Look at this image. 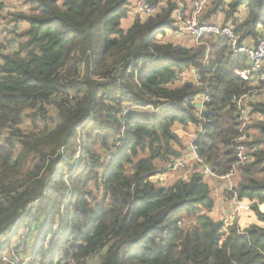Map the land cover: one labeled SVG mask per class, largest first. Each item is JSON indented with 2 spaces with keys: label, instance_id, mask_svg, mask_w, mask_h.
<instances>
[{
  "label": "trees",
  "instance_id": "1",
  "mask_svg": "<svg viewBox=\"0 0 264 264\" xmlns=\"http://www.w3.org/2000/svg\"><path fill=\"white\" fill-rule=\"evenodd\" d=\"M131 1L21 0L0 16V28L15 27L7 47L0 36V251L28 223L22 251L41 229L28 264H264V95L250 101L245 127L234 101L254 87L236 73L247 58L226 38L160 42L172 2L124 30ZM219 13L245 38L264 35V0H210L206 19ZM190 67L202 86L178 83ZM201 92L211 101L198 115ZM178 125L191 138L205 130L199 158L217 175L235 171L224 194L252 203L261 225L214 220L198 162L189 180L154 179L167 167L158 162L184 157ZM243 135L258 147L244 164L235 151Z\"/></svg>",
  "mask_w": 264,
  "mask_h": 264
},
{
  "label": "built area",
  "instance_id": "2",
  "mask_svg": "<svg viewBox=\"0 0 264 264\" xmlns=\"http://www.w3.org/2000/svg\"><path fill=\"white\" fill-rule=\"evenodd\" d=\"M177 3V7L174 9L172 17L173 24L171 27L166 29V33H172L182 39H192L194 44L202 45L207 44L206 39L210 36L215 38H226L228 39L230 52L235 55H243L247 58L248 67L244 69H237L236 73L239 74L244 80L250 81L254 86L253 89L241 96H235L234 101L236 102L240 119L245 127L252 118L251 104L250 101L259 99L264 95V35L258 40L248 39L243 37V33L238 30L237 25L233 22L217 23L212 20H208L205 17L207 10L208 0H132L130 2L131 12H135L137 16L143 19L155 16L162 11L169 3ZM7 1L0 0V16L7 12ZM1 19V18H0ZM15 29L14 24L9 23L8 25L3 24L0 28V36L4 38V45L7 47L9 40L8 30L13 31ZM163 33L159 34L162 36ZM164 35V34H163ZM6 37V38H5ZM184 81H192L198 86L204 84L202 74L199 69L190 67L182 70L178 74V83ZM211 101V96L207 92H201L196 96V103L200 112L198 115H202L206 111V104ZM175 107L170 103L163 104V107ZM151 110L156 114H159L162 110V106L158 108H152ZM242 127V128H243ZM205 130L200 128L192 138L190 143L189 154L185 155L182 159L172 161L169 166L178 167L183 166L189 161H195L202 164L201 171L205 176L214 174L212 169L205 164L201 158H199L197 151L198 147L195 142L200 134H204ZM248 140L246 135L239 137L235 144L236 158L239 163H247L252 160V153L258 150L257 146H249L245 141ZM234 170L226 175H217L223 179H230L234 175ZM232 187H230V190ZM234 192L231 196H224V200L230 203V209L227 212L228 217L224 219L225 226L228 227L233 224L237 219V214L241 210H249L252 203L240 202ZM6 250V249H5ZM4 250L0 251V261L3 264H28L31 260V254L26 256V259L30 260L21 262H11L8 256L4 255Z\"/></svg>",
  "mask_w": 264,
  "mask_h": 264
},
{
  "label": "rangeland",
  "instance_id": "3",
  "mask_svg": "<svg viewBox=\"0 0 264 264\" xmlns=\"http://www.w3.org/2000/svg\"><path fill=\"white\" fill-rule=\"evenodd\" d=\"M6 1H8V0H6ZM10 3L12 5L20 4V3L22 4L21 0H11ZM175 4L177 6V3H175ZM133 14L134 15L127 16L126 18H124L122 20V28L124 30H127L132 25L135 18L137 17L134 10H133ZM167 35H168L167 33H165L164 35L162 34V36H167ZM248 39H252V38L249 37ZM163 40H164L163 42L161 41L162 43L172 42L174 44H180V45H185V46H189V47L199 46V45L194 44L192 39H182V38L175 36L173 34H169V36ZM207 40H210V39H207ZM207 40H205V41H207ZM150 111H152V110H150ZM198 112H200V108H199ZM254 116H255L254 121H258L259 119H261L260 115H254ZM176 130L178 131L180 137L182 138L183 142H185V144L191 143V141H192L191 140L192 139L191 133L193 131L191 126L178 125V126H176ZM184 152H185V150H184ZM76 157H77V159H76V162H77L79 159L78 153H76ZM194 164H196V163H194ZM158 167H160L162 169L164 167H166V168H165V171L163 173L156 175L154 177V179L155 180L160 179V181H162V183L165 184L166 186H169V185L175 183L180 178H184L186 180H189V178L192 174V171L194 170V168L192 167V162H188V163L184 164L183 166H178V167H173V166L170 167L169 165H165V163L158 162ZM236 176L237 175H235L233 177L236 178ZM162 177L164 179H162ZM229 181L231 182V178L229 179ZM214 190L212 191L213 197H215V191ZM262 204H264V202ZM262 204L259 205V209L261 212H264V209L262 208ZM36 205H37V203L34 205V207ZM228 209H230V207ZM224 210H226V207H224ZM222 213H223V211H222ZM227 217H228V214L225 211L223 213V216L221 219L224 220V219H227ZM237 220H238L241 228L247 227L248 225H251L254 223L260 224L256 215L250 210L239 211L237 214ZM225 228H226V226H225ZM40 230L34 236H31L30 240L33 243H34L35 239L37 238V236L40 234ZM29 231H30V227H29L28 223H25L24 225H21L17 229L14 230V232L17 234L12 236L11 246L6 248V250H4V252H3L5 256H8V258L10 259L11 262H15V263L19 262L20 263L21 259H23V261H25L26 256L32 253L33 248H34L33 243L31 245L27 246L26 250L22 251L23 244H24L23 243V237L25 236L26 233L29 234ZM51 237H52V234H49V235H47L46 239H50ZM31 259H32V256H31ZM28 260H30V257H29V259H26V261H28Z\"/></svg>",
  "mask_w": 264,
  "mask_h": 264
},
{
  "label": "crops",
  "instance_id": "4",
  "mask_svg": "<svg viewBox=\"0 0 264 264\" xmlns=\"http://www.w3.org/2000/svg\"><path fill=\"white\" fill-rule=\"evenodd\" d=\"M11 0H8L7 1V4L12 6V4L10 3ZM210 3V0H208L207 2V7ZM19 5V4H18ZM14 6H17V4H15ZM131 15H134L133 12H129V15L128 16H131ZM206 17V16H205ZM208 20H212L214 22H217V23H223L224 22V16L223 14H218L216 16L212 15L211 18H209ZM24 26L28 25L27 22H24L23 23ZM168 35L167 36H159L158 39L159 41L163 42L166 37L169 36V34H172V33H167ZM189 151H190V143L188 144V147L185 151V153L183 154V156L189 154ZM189 162H192V161H189ZM162 179H164L162 177ZM205 181L209 184V186L211 187V190L215 191V197H214V201H215V207L214 209L212 210L211 212V216L214 220H222V216H223V213L225 211H228L229 207H230V203L225 201L224 200V192L226 189H229L230 187H232V183L228 180V179H223V178H220L218 177L216 174H210V175H206L205 176ZM224 207H226V210H224ZM223 211V213H222Z\"/></svg>",
  "mask_w": 264,
  "mask_h": 264
},
{
  "label": "water",
  "instance_id": "5",
  "mask_svg": "<svg viewBox=\"0 0 264 264\" xmlns=\"http://www.w3.org/2000/svg\"><path fill=\"white\" fill-rule=\"evenodd\" d=\"M205 164H206V165H208V162H207V161H205Z\"/></svg>",
  "mask_w": 264,
  "mask_h": 264
},
{
  "label": "clouds",
  "instance_id": "6",
  "mask_svg": "<svg viewBox=\"0 0 264 264\" xmlns=\"http://www.w3.org/2000/svg\"><path fill=\"white\" fill-rule=\"evenodd\" d=\"M163 34H165V33H163Z\"/></svg>",
  "mask_w": 264,
  "mask_h": 264
}]
</instances>
